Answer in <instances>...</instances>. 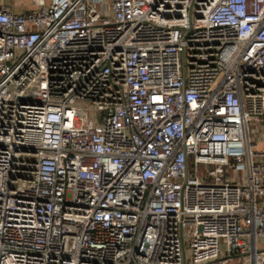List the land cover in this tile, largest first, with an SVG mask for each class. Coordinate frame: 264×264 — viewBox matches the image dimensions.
Returning <instances> with one entry per match:
<instances>
[{
	"label": "built area",
	"instance_id": "2783aa9c",
	"mask_svg": "<svg viewBox=\"0 0 264 264\" xmlns=\"http://www.w3.org/2000/svg\"><path fill=\"white\" fill-rule=\"evenodd\" d=\"M29 3L0 2V264H264V0Z\"/></svg>",
	"mask_w": 264,
	"mask_h": 264
},
{
	"label": "crops",
	"instance_id": "0c3cea01",
	"mask_svg": "<svg viewBox=\"0 0 264 264\" xmlns=\"http://www.w3.org/2000/svg\"><path fill=\"white\" fill-rule=\"evenodd\" d=\"M1 4L3 5H10L12 7L13 12L19 13L23 11H28L31 9V5L29 0H14L10 3L8 0H0Z\"/></svg>",
	"mask_w": 264,
	"mask_h": 264
},
{
	"label": "rangeland",
	"instance_id": "374dc122",
	"mask_svg": "<svg viewBox=\"0 0 264 264\" xmlns=\"http://www.w3.org/2000/svg\"><path fill=\"white\" fill-rule=\"evenodd\" d=\"M91 114L94 113V110H89ZM252 123L249 124L250 131H253ZM203 169L202 166H199V170L201 171ZM209 170H212L213 167H209ZM229 264H249V256L248 255H236L234 258L229 262Z\"/></svg>",
	"mask_w": 264,
	"mask_h": 264
}]
</instances>
